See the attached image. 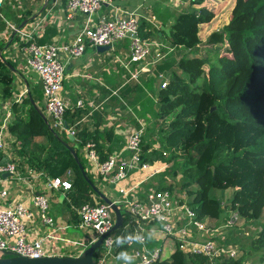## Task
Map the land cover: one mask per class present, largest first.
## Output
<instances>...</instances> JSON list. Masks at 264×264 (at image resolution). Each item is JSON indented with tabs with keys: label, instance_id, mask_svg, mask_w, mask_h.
<instances>
[{
	"label": "trees",
	"instance_id": "16d2710c",
	"mask_svg": "<svg viewBox=\"0 0 264 264\" xmlns=\"http://www.w3.org/2000/svg\"><path fill=\"white\" fill-rule=\"evenodd\" d=\"M218 2L221 0H190L192 8L177 14L169 27V35L140 20L138 35L141 39L148 42L165 39L168 47L183 52L177 60L172 58L162 71L169 75L165 87L156 92L157 126L160 129L149 133L147 144L158 142L159 145L147 152L151 145L144 144L147 135L143 132L140 158L168 165V169L158 173L160 179L181 173L177 199L180 203L185 201L200 219L208 218L212 222L210 226L215 223L218 227L217 221L223 218L220 216L230 212L240 220L255 222V229L246 228L252 234L246 240L249 250L259 254L262 260L264 0H232L227 10ZM224 10V16L220 15ZM160 31L161 35L158 34ZM119 46L128 49L129 41L125 39ZM12 67L13 64L0 59V102L8 101L11 116L7 121V132L14 137V147L23 157L27 169L43 173L47 178L69 181L71 187L63 197L74 208L103 203L91 185L95 184L101 191L99 185L103 182L89 172L79 152L86 142L93 141L99 160L107 158L108 155L100 156L95 131L90 132L85 126L71 139L65 130H53L50 121L41 116L28 97H21L20 102L12 100ZM76 114L77 111L70 114L66 109L67 127H76V121H73ZM36 138L47 139L48 146H35L33 152ZM70 149L75 151L89 182L83 177ZM23 168L22 164L21 170ZM159 186V189L168 190L176 187L162 181ZM228 189L232 194L224 204L217 198V191ZM123 215L122 227L111 231L112 236H130L124 210ZM116 239L117 255L130 251L127 243L117 246ZM222 259L220 264H241L232 258ZM155 264L209 263L205 257L188 255L176 247L168 258H161Z\"/></svg>",
	"mask_w": 264,
	"mask_h": 264
},
{
	"label": "crops",
	"instance_id": "0c3cea01",
	"mask_svg": "<svg viewBox=\"0 0 264 264\" xmlns=\"http://www.w3.org/2000/svg\"><path fill=\"white\" fill-rule=\"evenodd\" d=\"M64 3L65 0H5L1 10L0 59L13 64L11 73L14 87L11 99L18 102L21 97L26 96L40 112L44 109L41 80L36 73L27 69L22 51L23 42L13 33H9V25L22 29L37 25L35 40L43 44L62 45L72 42L84 24L96 21L100 17L136 12L142 22L158 30L161 26L169 30L178 13L192 8L190 0H109L108 3L101 5L92 17L82 13L68 17ZM151 43L153 46L147 58L140 63L127 64L128 49L119 46V43L106 51H98L96 47L87 46L82 55L66 61L61 90L62 100L70 114L77 111L73 120L76 121L77 134L85 126L88 131H95L100 156L103 154L126 156L128 154L125 150L126 140L132 131L141 130L144 136H148L153 129L156 132L160 129L157 126L159 120L156 115V92L160 89L161 78L167 80L169 75L168 72L162 71L172 58L177 60L183 52L168 47L165 39H157ZM138 69L141 72L139 71L135 77L132 76ZM9 115L11 116L8 101L0 102V123ZM43 115L50 121L44 112ZM39 139L41 138H36L37 144H41ZM14 142V137L7 132L6 145L0 152V161L12 162L16 167L14 175L8 174L4 178L3 186L7 187L9 192L7 203H25L34 214V218L26 223L25 239L31 241L44 238L47 256L66 254L63 239L77 241L87 246L94 236L89 230L79 228L78 208L64 200L65 191L49 190L46 186L48 178L43 173L27 171L24 159L18 154ZM157 147L156 143L151 144L147 152ZM35 150L36 147L33 146L32 151ZM82 150L83 147L79 152L85 166L93 173ZM146 162L150 167L147 172L133 171L120 183L123 188H134L131 193L132 199L143 200L151 190L165 189H159L161 181L164 184L169 182L170 177L160 179L157 176L160 171L168 169V165ZM22 164L24 168L21 170ZM156 170L159 171L148 177L147 173ZM154 178L156 180L153 182ZM99 187L100 192L108 198L112 200L118 198L116 186ZM35 194L47 197L55 221L54 227L46 226L39 220L38 209L33 205ZM129 220L127 216V223ZM192 232L196 236L212 238V235L205 234L207 232L201 234L194 229ZM47 235L53 238H46ZM147 245L150 248L164 245L162 254L166 258L175 248L173 241L159 232L147 237Z\"/></svg>",
	"mask_w": 264,
	"mask_h": 264
},
{
	"label": "built area",
	"instance_id": "2783aa9c",
	"mask_svg": "<svg viewBox=\"0 0 264 264\" xmlns=\"http://www.w3.org/2000/svg\"><path fill=\"white\" fill-rule=\"evenodd\" d=\"M4 1L0 0V16ZM108 2L109 0H65L64 4L68 17H72L75 13L92 17L101 5ZM139 23L140 18L136 12L100 17L96 21L92 20L84 24L72 42L62 45L38 44L35 40L37 25H32L29 29L8 26L9 33H13L19 41L25 43L22 47L25 64L27 69L36 73L41 80L44 92V113L50 119L53 130H65L72 137L76 133V127H67L64 120L66 105L61 98V90L66 61L82 55L87 46L110 48L127 39L129 41L127 64L143 62L153 45L138 35ZM139 71L141 72L138 69L132 73V76L135 77ZM161 79L160 88H163L167 80ZM9 116L0 123V152L6 145ZM141 137V130L132 131L128 135L125 145V150L128 152L126 156L110 154L105 160L100 161L93 141L86 142L82 150L93 174L99 176L102 182L116 186L119 196L113 201L121 205L130 219L126 225V230L131 231L130 236L139 235L143 238V243H127L130 247L127 253L134 257V264H155L164 258L162 254L164 245L154 248L147 245V237L154 232L162 233L164 237L172 240L175 244L174 249L178 247L188 255L205 257L209 264H220L223 257L235 259L239 250L237 252L231 247L224 248L216 244L211 236L204 238L192 232L193 229L201 234L209 231L212 235L215 229L209 228L206 223L208 219H200L191 207L176 200L173 201L168 190L154 189L147 193L143 200H138L131 198L134 188H123L120 185L131 172H147L150 169L149 164L140 158ZM158 171H150L147 173L148 177ZM5 173L12 175L16 173L12 162L0 161V252L8 250L33 258L45 256L44 238L28 241L24 237L27 230L26 223L34 218L32 210L25 203H7L6 201L9 192L7 187L3 186ZM46 186L49 190L66 191L70 189L71 184L61 178H48ZM33 205L38 209L37 215L41 223L54 227L55 221L50 212L47 197L35 194ZM77 214L79 228L91 230L95 234L91 242L105 235L101 247L97 250V253L101 250L99 257L95 254V264H105L108 257L112 260V264H116L118 262L116 259L118 255L115 253L117 237L110 234L114 223L110 206L105 203L84 204L78 207ZM236 220L237 215L234 212L226 213L220 226L228 228L234 225ZM178 222H180L179 225ZM46 238H53V236L47 235ZM63 241L66 244L64 255L77 256L85 247L77 241L64 239Z\"/></svg>",
	"mask_w": 264,
	"mask_h": 264
},
{
	"label": "rangeland",
	"instance_id": "374dc122",
	"mask_svg": "<svg viewBox=\"0 0 264 264\" xmlns=\"http://www.w3.org/2000/svg\"><path fill=\"white\" fill-rule=\"evenodd\" d=\"M246 1H249V0H246ZM218 3L222 5V8L226 9L227 7L230 8L232 0H221V3L220 2H218ZM226 10H224L220 15L224 16V14L226 13ZM159 51H161V50H159ZM152 139L154 140V139H156V137H153ZM147 141L150 142V136L149 137L146 136L144 138L143 142H144V144L146 143V145H151L150 143L147 144ZM39 142H41V144L35 143L34 146L40 145V147H44V148L48 146V141L45 138L39 139ZM155 143H156V145H159L158 142H155ZM27 171H28V169H27ZM167 177H169V176L167 175ZM182 177L183 176L181 175V173H178L176 175V177L169 178V182L166 184L167 186H169L171 183H173L176 186V187H173L171 190H169L171 198L173 199V201L176 200V202H179V200L177 199L179 197H177L176 195H177V193H180V192H178L177 187L179 188L178 185H179V182L182 179ZM155 180H156V178H154L153 182ZM103 185H110V184L103 182L102 186ZM181 194H182V192H181ZM231 194H232V190L228 189V190H223V191H217L216 196L219 200H221L225 204L229 201ZM182 203L186 204L185 201H183ZM182 211H183V209L181 210V213H182ZM225 215L226 214H222L220 217H223ZM182 221L184 222V220H182ZM206 223H207V226H209V228L215 229V231L212 233V240L216 244H218L224 248L231 247L234 250H236L237 252L239 250V254H236L235 257L233 255V257L235 258V259H233L234 261H240L241 264H264V259L260 260L259 254L251 252L249 250L248 241L246 240V239L250 238V235H252L250 233V231L246 230V228L255 229V222L240 220L237 216V220L235 222L236 225L232 229H227V228L221 227L220 226V223H222L221 220L217 221V226L219 225L218 227L215 226V223L213 224V226H210V225H212L211 221L207 220ZM179 224H180V222H178V225ZM253 231H255V230H253ZM89 232H91L93 234L92 236L95 237V234L91 230H89ZM205 234H208L210 236L209 232H207ZM205 238H207V237H205ZM226 240H227V242H226ZM100 252H101V250L98 251V253L97 252L95 253L97 255V257H99ZM164 257L166 258L165 255H164ZM105 264H112V260L108 257L107 262Z\"/></svg>",
	"mask_w": 264,
	"mask_h": 264
},
{
	"label": "water",
	"instance_id": "95a60500",
	"mask_svg": "<svg viewBox=\"0 0 264 264\" xmlns=\"http://www.w3.org/2000/svg\"><path fill=\"white\" fill-rule=\"evenodd\" d=\"M160 30L165 32L166 35H169V30L165 29L163 26H161ZM159 32L161 34L162 32ZM98 51H106L109 49L108 46H98L96 47ZM41 116L45 118L42 112L39 111ZM69 138L72 139V136L69 135ZM70 152L77 162L83 177L86 179V181L89 182V179L86 176V172L79 162L77 155L73 149H70ZM9 173H5L3 176H7ZM92 188L94 191H97L99 193V196L102 198L103 203L110 206V209L113 213V219L114 223L112 226L111 231H115L122 227L124 223V215H123V209L120 204L115 203L112 199L108 198L106 195L101 193L95 184L91 183ZM104 236L98 237L95 241L89 243L87 246L83 248V250L77 255H51V256H41L38 258H33L29 256L24 255H18L15 253H12L8 250L2 252V256H0V264H95V253L97 250L101 247V243Z\"/></svg>",
	"mask_w": 264,
	"mask_h": 264
},
{
	"label": "clouds",
	"instance_id": "9594fccd",
	"mask_svg": "<svg viewBox=\"0 0 264 264\" xmlns=\"http://www.w3.org/2000/svg\"><path fill=\"white\" fill-rule=\"evenodd\" d=\"M128 242H141L143 243V238L139 235L129 236V237H117L116 245L120 246ZM121 264H134V257L128 254L127 252H120L116 258Z\"/></svg>",
	"mask_w": 264,
	"mask_h": 264
}]
</instances>
